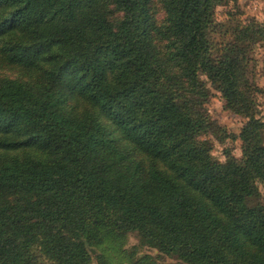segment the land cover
<instances>
[{"label": "trees", "instance_id": "trees-1", "mask_svg": "<svg viewBox=\"0 0 264 264\" xmlns=\"http://www.w3.org/2000/svg\"><path fill=\"white\" fill-rule=\"evenodd\" d=\"M224 1L0 0V264H264V27ZM209 88L239 158L194 137Z\"/></svg>", "mask_w": 264, "mask_h": 264}, {"label": "rangeland", "instance_id": "rangeland-1", "mask_svg": "<svg viewBox=\"0 0 264 264\" xmlns=\"http://www.w3.org/2000/svg\"><path fill=\"white\" fill-rule=\"evenodd\" d=\"M230 11L233 15L228 18L226 12ZM216 22H224L225 26H232L236 19H253L257 26L264 27V0H226L223 4L215 8ZM223 27V28H224ZM218 31L215 38L219 37ZM252 58L249 66L250 79L254 85L258 86L260 91L255 94L256 114L264 120V40L254 32L250 34ZM19 69L6 70L4 73L10 76H17L22 72ZM208 98L202 105L204 117L207 118L209 125L205 131H199L194 134L197 140H206L211 146V154L214 159L223 161L226 156L239 158L241 155V140L239 138L240 130L245 123L244 117L238 116L224 107V101L219 92L209 88ZM262 138L264 141V129H262ZM258 195L251 199L253 202H264V187L257 183ZM128 248L138 246V237L135 233L128 235ZM137 250L141 253L157 255V250L138 246ZM94 255L95 249H90ZM156 264H182L174 258L163 256Z\"/></svg>", "mask_w": 264, "mask_h": 264}]
</instances>
